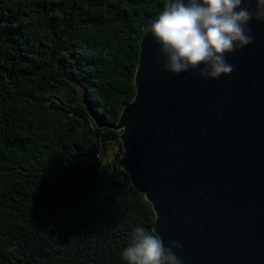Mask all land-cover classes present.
Returning a JSON list of instances; mask_svg holds the SVG:
<instances>
[{"label": "trees", "instance_id": "trees-1", "mask_svg": "<svg viewBox=\"0 0 264 264\" xmlns=\"http://www.w3.org/2000/svg\"><path fill=\"white\" fill-rule=\"evenodd\" d=\"M165 3L0 0V264H127L157 235L114 126Z\"/></svg>", "mask_w": 264, "mask_h": 264}, {"label": "water", "instance_id": "water-1", "mask_svg": "<svg viewBox=\"0 0 264 264\" xmlns=\"http://www.w3.org/2000/svg\"><path fill=\"white\" fill-rule=\"evenodd\" d=\"M248 27L253 43L226 54L232 74L204 79L164 71L150 26L114 126L116 171L151 203L165 245L182 243L183 264H264V22Z\"/></svg>", "mask_w": 264, "mask_h": 264}, {"label": "clouds", "instance_id": "clouds-1", "mask_svg": "<svg viewBox=\"0 0 264 264\" xmlns=\"http://www.w3.org/2000/svg\"><path fill=\"white\" fill-rule=\"evenodd\" d=\"M254 4L255 7L251 5ZM264 22V0H166L151 35L164 56V71L199 72L204 79L231 75L226 54L253 43L250 22ZM179 241L164 240L137 226L121 253L127 264H183L173 249Z\"/></svg>", "mask_w": 264, "mask_h": 264}, {"label": "rangeland", "instance_id": "rangeland-1", "mask_svg": "<svg viewBox=\"0 0 264 264\" xmlns=\"http://www.w3.org/2000/svg\"><path fill=\"white\" fill-rule=\"evenodd\" d=\"M108 147H109V150L106 151V152H104V154H103V156H104L106 159L109 158V153H111V149H110V148H112V144H109Z\"/></svg>", "mask_w": 264, "mask_h": 264}]
</instances>
